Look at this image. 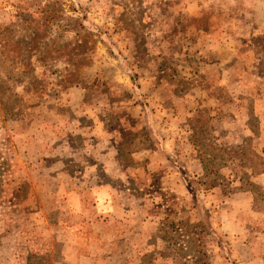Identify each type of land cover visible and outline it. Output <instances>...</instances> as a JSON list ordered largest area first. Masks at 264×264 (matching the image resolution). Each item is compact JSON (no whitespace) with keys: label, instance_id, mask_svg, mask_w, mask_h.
<instances>
[{"label":"rangeland","instance_id":"1","mask_svg":"<svg viewBox=\"0 0 264 264\" xmlns=\"http://www.w3.org/2000/svg\"><path fill=\"white\" fill-rule=\"evenodd\" d=\"M0 164V264H264V0H0Z\"/></svg>","mask_w":264,"mask_h":264},{"label":"trees","instance_id":"2","mask_svg":"<svg viewBox=\"0 0 264 264\" xmlns=\"http://www.w3.org/2000/svg\"><path fill=\"white\" fill-rule=\"evenodd\" d=\"M1 165V164H0ZM4 172V169L0 170V176L2 175V173Z\"/></svg>","mask_w":264,"mask_h":264},{"label":"crops","instance_id":"3","mask_svg":"<svg viewBox=\"0 0 264 264\" xmlns=\"http://www.w3.org/2000/svg\"><path fill=\"white\" fill-rule=\"evenodd\" d=\"M203 175V174H202ZM249 264H251V263H249Z\"/></svg>","mask_w":264,"mask_h":264}]
</instances>
